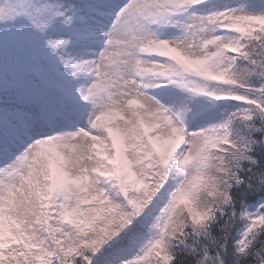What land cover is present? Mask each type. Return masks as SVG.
<instances>
[{
  "label": "snow or ice",
  "instance_id": "obj_1",
  "mask_svg": "<svg viewBox=\"0 0 264 264\" xmlns=\"http://www.w3.org/2000/svg\"><path fill=\"white\" fill-rule=\"evenodd\" d=\"M0 264H264V0H0Z\"/></svg>",
  "mask_w": 264,
  "mask_h": 264
}]
</instances>
